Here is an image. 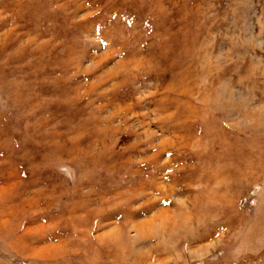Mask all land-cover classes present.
Returning a JSON list of instances; mask_svg holds the SVG:
<instances>
[{"label": "rangeland", "instance_id": "374dc122", "mask_svg": "<svg viewBox=\"0 0 264 264\" xmlns=\"http://www.w3.org/2000/svg\"><path fill=\"white\" fill-rule=\"evenodd\" d=\"M0 264H264V0H0Z\"/></svg>", "mask_w": 264, "mask_h": 264}]
</instances>
